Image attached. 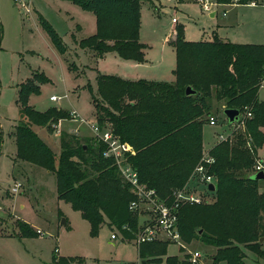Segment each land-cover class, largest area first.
Instances as JSON below:
<instances>
[{"label":"trees","instance_id":"1","mask_svg":"<svg viewBox=\"0 0 264 264\" xmlns=\"http://www.w3.org/2000/svg\"><path fill=\"white\" fill-rule=\"evenodd\" d=\"M69 1L95 16V33L78 40V46L97 57L114 52L122 59L145 61V46L139 40L140 0ZM257 1L216 0L220 5ZM38 21L51 43L64 54L66 46L60 36L41 15ZM183 31L181 24L175 25L174 37L169 40L176 57L173 82L131 80L97 72L96 95L92 96L95 121L100 127L110 123L111 133L133 147L134 154L126 157L139 182L154 189L161 199L171 201L173 191L186 184L201 158L203 117L210 112V95L214 92L217 101H224V109L242 112L246 107L252 114L246 130L252 137L254 153L243 147L241 136L233 146L219 142L210 149L214 163L208 172L216 179L215 190L209 194L214 195V201L181 204L178 231L186 242L198 237L214 247V263L244 264L243 247L264 259V248L258 242L264 238V193L257 188L261 180L242 174L253 166V156L264 144V101L258 98L264 78V44L233 43L217 35L210 41H188ZM46 82L49 79L43 73L35 72L19 85L16 102L22 118L12 132L16 158L56 176L58 198L80 212L89 222L92 235L106 220L125 237L135 238L141 227L139 216L129 208L135 195L114 159L104 155L107 144L97 137L61 132L56 158L33 130L36 125L52 131L51 125L70 117L56 107L38 111L27 104L28 96L38 94L39 84ZM187 86L196 93L186 95ZM17 226L24 236L38 234L24 222ZM169 244L164 240L143 242L137 248L138 257L146 264L163 259L166 264H192L167 255ZM57 262L67 264L68 259L59 257Z\"/></svg>","mask_w":264,"mask_h":264},{"label":"rangeland","instance_id":"2","mask_svg":"<svg viewBox=\"0 0 264 264\" xmlns=\"http://www.w3.org/2000/svg\"><path fill=\"white\" fill-rule=\"evenodd\" d=\"M209 2L214 4L212 9L217 11L213 17L197 0H140L139 40L146 46V53L143 50L146 62L132 65L117 54L110 53L98 59L97 72L130 79L171 81L176 57L166 36L173 30L172 18L177 21L176 25L183 26L184 39L188 41L210 40L214 32L218 38L233 43L264 44V0H258V4L238 5H219L216 0ZM223 10L226 11L225 16L222 15ZM65 13H70L78 20L85 30L84 37L95 32L94 14L82 10L69 0H0V235H4L0 236V264H59V257L68 259L67 264H142L134 238L125 237L118 228L108 226L106 220L96 235L91 234L90 224L80 212L58 198L57 181L53 173L28 162L25 170L19 166L12 170V157L16 153L12 132L22 118L16 102L18 88L35 72L43 73L49 82L39 84V93L30 94L27 104L38 111L56 107L70 114L69 118L59 120L57 126L51 125L52 131L36 125L32 127L56 154V158L60 151L61 132H73L75 129L97 138L105 132L110 133L120 143L128 145L129 151L125 155L134 154L129 143L111 133L110 123L100 127L95 121L92 96L96 95V73L86 70L85 75L81 74L75 79L76 72L69 68L65 54L55 48L38 21L41 15L62 42L71 46L70 27ZM75 60L77 64L88 62L84 54ZM75 70L82 71L77 67ZM51 96L57 99L50 100ZM209 98L207 103L210 104V112L203 117L202 142L205 149L202 146L201 156L204 153L211 155L210 149L219 142L235 145L240 136L243 147L249 153H254L252 137L246 130V121L252 116L246 115L248 109L245 107L246 112H240L242 118H246L238 127L235 123L229 124L223 114L224 101H217L214 92ZM208 116H214L217 124L210 126L207 123ZM91 124L99 128L100 135L94 134ZM261 129L264 132V128ZM221 133L224 134L222 140L218 138ZM257 151L253 156L255 161L264 159V144ZM252 168L243 170L242 174H251ZM11 170L14 175L18 173L16 171H22L24 176L21 175L15 182L10 176ZM192 175L193 170L186 184L190 185L191 191H199L201 185ZM15 183H20V186L13 192L11 188ZM257 188L258 192L264 193V179L257 184ZM202 198L203 203L214 201V195L206 192ZM151 206L139 204V209L134 212L139 219L150 217L154 220L155 214L147 210ZM63 220L67 226L62 223ZM19 221L29 225L33 233L37 229L41 233H35V236L22 235L23 229L17 226ZM113 233L116 237L111 238ZM258 242L264 248V238H259ZM179 244L170 243L167 254L176 255L178 260H188L189 252L198 250L206 264H227L225 261L214 263L215 248L205 245L201 238L194 237L189 242L181 238ZM243 252L244 264H264V259L249 249L243 247ZM148 264L166 262L163 259L160 263Z\"/></svg>","mask_w":264,"mask_h":264},{"label":"built area","instance_id":"3","mask_svg":"<svg viewBox=\"0 0 264 264\" xmlns=\"http://www.w3.org/2000/svg\"><path fill=\"white\" fill-rule=\"evenodd\" d=\"M197 1L201 3L205 11H213L212 7L214 4L209 2V0ZM172 21L175 22L176 20L172 18ZM56 99L57 98L55 96L50 97V100ZM246 115L251 116V113L247 111ZM245 118L246 116L242 118V115L239 114L238 121L234 123L239 127L243 124ZM208 124L211 126L216 125L217 119L214 116H208ZM91 128L95 135H100V130L95 124H91ZM99 137L108 144V149L104 152V155L111 156L114 159L118 170L121 172L123 178L130 184L131 191L135 195V199L129 203L130 210L137 211L139 209V204L145 203L152 205L151 209L147 210L150 213L155 214V219L153 220L148 217L146 218V222L140 225L141 227L136 233L134 239L136 245L139 246L143 242H150L153 240H164L169 243L180 245L181 236L178 231V211L180 205L183 203H203L202 194L204 192L208 194L213 192L208 189V185L209 183H212L215 186V178L208 172V168L212 163H214V156L204 153L193 169L195 181L201 185V188L199 187V191L197 189H195V191H191L189 188L190 185L186 184L182 188L175 189L172 193V200L168 201L158 197L154 189L139 182L136 171L126 162V158H124V155L127 151H129L127 144L125 145L124 143H120L116 138L107 132L103 133V135H100ZM218 138L220 140L224 139V134H219ZM259 171L264 173V159H256L254 162L251 172L256 173ZM19 186L20 183H15L11 190L16 192ZM37 232L41 233L39 229H37ZM114 237H116V235L114 233L111 234V238ZM188 260L192 264H206L201 252L198 250L190 251Z\"/></svg>","mask_w":264,"mask_h":264},{"label":"crops","instance_id":"4","mask_svg":"<svg viewBox=\"0 0 264 264\" xmlns=\"http://www.w3.org/2000/svg\"><path fill=\"white\" fill-rule=\"evenodd\" d=\"M238 5L237 3H231V4H224V5ZM249 4H258V1L256 2V3H249ZM220 5V4H219ZM210 13V16L211 17H213V16H215L216 14H217V11H215V10H213V11H211V12H209ZM222 15L223 16H225L226 15V11L225 10H223L222 11ZM67 17H68V19H67ZM65 18H66V20L69 22V27H70V37H71V40H72V42H71V46H68V45H65L66 46V51H65V56H66V58H65V60L68 62V66L70 65V64H72L73 66H71V70L73 71V72H76V74H75V79H77L78 78V76H80L81 74L82 75H85V72H86V70L88 71V70H93L95 73H96V75H97V68H96V66H97V63H98V59L99 58H102V57H104V56H106L107 54H110V53H112V54H115L116 55V53H114V52H107V53H105L103 56H101V57H97L96 55H94V53L93 52H91L90 50H88V49H86V48H81L80 46H78V43H77V41L78 40H80L81 38H84V34L83 33H85V30L83 29V27L81 26V24L78 22V20L77 19H75L74 18V16H71V14L70 13H65ZM93 21H94V27L96 28V21H95V16L93 17ZM176 22L177 21H175V22H173L174 23V26H173V30L171 31V33L168 35V36H166V40H167V43L169 44V40L170 39H172L173 37H174V31H175V25H176ZM231 23V22H230ZM229 26H233L234 27V25H232V24H230ZM95 33V32H94ZM89 35H91V34H88V36ZM213 35H216V33H214L213 32ZM85 37H87V36H85ZM221 39V38H220ZM210 40H212V39H210ZM210 40H208V41H210ZM221 40H223V41H225L224 39H221ZM169 46L172 48V50L174 51V48L169 44ZM144 52L146 53V46L144 47ZM174 53H175V51H174ZM81 54H84L85 56H87V58H88V62L87 63H79V64H77V62H76V57L78 58ZM122 59V58H121ZM125 62L127 61V62H129L130 64H132V65H139V64H144L145 62H146V59H145V61H144V63L142 62V63H138V62H135V61H132V60H126V59H123ZM80 68V69H82V71H80V70H75V68ZM100 72V71H99ZM119 76V75H118ZM121 76V75H120ZM122 78H126V79H130V78H127V76L126 77H124V76H121ZM172 77H173V79L171 80V81H167V82H173L174 81V75H173V73H172ZM96 78V77H95ZM139 79H142V78H139ZM131 80H137V79H131ZM147 80H156V79H147ZM157 81H159V80H157ZM95 85H96V83H95ZM258 98H259V100H261V101H264V78H263V80H262V82H261V84H260V87H259V90H258ZM208 123V122H207ZM211 126V125H210ZM60 131V130H59ZM67 133H75V134H77V135H81V136H90L91 137V134L89 133V134H86L85 132H80V130H78V129H75L73 132H67ZM92 133V132H91ZM204 147V146H203ZM209 147H211V145L209 146ZM204 149H205V147H204ZM260 149V148H259ZM258 149V150H259ZM258 152V151H257ZM12 160H13V164H12V170L13 169H16V168H18L17 166H19L20 168H24L25 167V165L27 164L25 161H22V160H20V159H18V158H16L15 157V154L13 155V157H12ZM11 170V171H12ZM23 170H25V168L23 169ZM16 172H18L17 174H13V171L11 172V174H10V176L13 178V181H17V180H19V178H21L22 176L21 175H23V173H22V171H16ZM26 172V171H25ZM26 175V174H25ZM24 176V175H23ZM24 178V177H23ZM2 192V191H1ZM4 193V192H3ZM20 207H23V205L22 204H20ZM66 223V221L64 220V225H66L65 224ZM67 226V225H66ZM39 234V233H38ZM0 236H4V235H0ZM5 236H8V235H5ZM133 239V238H132ZM135 239V238H134ZM137 248H138V246H137ZM56 252H57V249H56ZM137 255H138V252H137ZM168 255V254H167ZM169 256H172V255H169ZM143 262V261H142ZM146 264V263H145Z\"/></svg>","mask_w":264,"mask_h":264},{"label":"water","instance_id":"5","mask_svg":"<svg viewBox=\"0 0 264 264\" xmlns=\"http://www.w3.org/2000/svg\"><path fill=\"white\" fill-rule=\"evenodd\" d=\"M195 90L192 89L190 86H187L186 89H185V94L186 95H193L195 94ZM223 114L226 116L227 120H228V123L229 124H232L236 121H238L239 119V114H240V111L238 109H234V108H225L223 110ZM249 176L254 179V180H263L264 179V173L262 171H259L257 173H251L249 174ZM208 189L210 191H213L215 190V186L214 184L212 183H209L208 185ZM146 220L145 217H140L139 219V224L141 225L143 223V221ZM62 223H64V220L62 221ZM142 264H145V261L142 262Z\"/></svg>","mask_w":264,"mask_h":264}]
</instances>
